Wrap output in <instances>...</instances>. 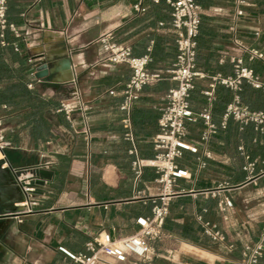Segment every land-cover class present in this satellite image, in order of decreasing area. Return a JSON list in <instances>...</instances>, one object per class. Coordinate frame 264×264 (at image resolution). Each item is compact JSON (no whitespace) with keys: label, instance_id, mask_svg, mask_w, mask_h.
Wrapping results in <instances>:
<instances>
[{"label":"crops","instance_id":"crops-1","mask_svg":"<svg viewBox=\"0 0 264 264\" xmlns=\"http://www.w3.org/2000/svg\"><path fill=\"white\" fill-rule=\"evenodd\" d=\"M194 1L201 17L196 62L205 79L195 82L191 110L198 115L209 109L213 123L220 126L235 92L216 86L212 103L204 92L210 89L212 78L234 75L231 58L236 42L263 55L252 59L246 53L243 59L264 84V0H250L242 17L236 14L234 0ZM8 3L10 23L28 34V47L23 39L24 56L33 60L28 67L32 76L28 90H33L31 80H37L43 95L58 104L80 99L90 112L86 119L77 112L71 121L59 113L60 120L52 124L45 140L31 130H21L18 118L4 123L5 136H17L18 142L5 150L4 163L31 173L35 193L27 197L17 176L5 167L18 190L7 193L17 203L3 213L7 217L0 218V264H70L60 248L85 254L86 244L99 234H110L113 239L130 237L139 231L137 219L151 216L152 206L145 202L161 194L158 174L144 168L137 176L133 162L153 159L159 153L154 141L160 134L165 98L177 85L164 80L147 86L130 110L123 111L122 92L131 70L125 65L100 64L96 41L112 33L117 43L132 47L135 56L149 54L151 71L168 70L177 56L172 10L164 1L155 4L152 0ZM138 4L143 11L135 10ZM5 45L0 30V47ZM66 61L71 64L68 70L63 69ZM5 62L11 64L8 57ZM43 64L53 73L38 80L35 73ZM67 73L71 75L65 79ZM111 90L116 94L110 95ZM225 90L230 93L227 98ZM254 91L249 101L255 103L258 98L254 110L264 112V91ZM43 121L48 123L45 116ZM85 121L92 133L90 142L82 132ZM187 127L198 153L187 151L177 160L188 176L174 185L176 194L170 199L162 240L150 243L156 254L153 264H242L245 248L256 244L264 228V156L251 158L245 141L235 136L214 135L208 143H201V119ZM208 152L211 159L206 157ZM251 162L254 170H246ZM213 190H219L217 196L210 193ZM225 199L233 207L223 213L219 203ZM31 202L37 205L27 213L26 203ZM207 224L225 240L216 242L207 235ZM258 264H264V255Z\"/></svg>","mask_w":264,"mask_h":264},{"label":"built area","instance_id":"built-area-1","mask_svg":"<svg viewBox=\"0 0 264 264\" xmlns=\"http://www.w3.org/2000/svg\"><path fill=\"white\" fill-rule=\"evenodd\" d=\"M155 4L164 1L172 10V27L176 33L177 56L174 64L168 70L162 72L151 71L148 66L152 59L149 54L138 57L133 53L130 46L119 44L115 41L112 33H107L98 38L96 43L100 46V64L125 65L131 70V77L126 84L122 96L124 102L121 106L123 111H129L133 102L139 99L140 93L145 86L153 85L164 76H170L176 82V87L171 89L166 95V106L162 110L159 121L160 134L155 138V149L159 152L153 159L137 158L133 162V170L137 176L142 174L144 168H152L158 174L156 182L161 186V194L158 198H152V215L148 218L140 217L137 219L139 231L126 238L113 239L110 234H99L86 244L85 254H73L65 248L59 250L70 260V264H153L155 251L151 246L152 241H160L163 238V227L165 219L169 213L170 199L176 194L174 185L178 179L186 178L187 172L180 169L177 160L184 152L198 153V148L188 138L189 122H196L198 119L203 121L204 129L200 134L199 141L203 144L209 142L210 138L218 134L219 128L225 130L229 119H233L241 127L254 125L255 130L264 134V112L253 111L245 106L238 96V92L244 82L255 89L264 91V84L252 69L244 65V54H250L251 58H263L258 51L249 49L241 42L235 43V55L231 62L234 66V75L230 77L216 76L212 78L210 89L204 92L209 103L215 100V88L218 85L235 92L234 100L228 104L223 115L220 127L212 122V115L209 109L203 110L200 114H195L191 110L190 99L195 82L197 79H205V75L198 71L197 57V38L200 33L201 17L200 8L194 0H152ZM236 14L244 16V9L251 6L250 0H234ZM6 0H0V28L5 30L7 27L18 39H24L28 34H23L15 25H8L6 19ZM135 10L143 11L140 4L135 6ZM26 46L28 43L25 40ZM30 62H33L31 60ZM29 88H33L30 84ZM110 95L116 92L111 90ZM79 112L84 119L88 118L90 107L80 99L76 103L61 102L58 113L63 114L66 120L71 121L72 116ZM125 126L130 127L129 120L125 121ZM87 142L92 139L90 126L85 121L82 130ZM130 138V135H127ZM6 140L3 123L0 121V161L3 168L7 167L17 176L23 192L28 197L35 193L34 176L25 171L8 166L4 163L5 150L10 147ZM243 151V148H240ZM134 154V150L130 151ZM206 157L211 159L212 154L206 153ZM247 159L249 157L247 156ZM255 163L251 162L245 168L253 171ZM217 196L219 190L210 192ZM36 202L26 203L27 213L33 212ZM233 207L229 199L219 203V209L225 213ZM7 217V216H4ZM3 218V217H2ZM216 242H223V235L208 224L205 230ZM264 255V228L259 240L253 246H247L243 252L242 264H258Z\"/></svg>","mask_w":264,"mask_h":264},{"label":"trees","instance_id":"trees-1","mask_svg":"<svg viewBox=\"0 0 264 264\" xmlns=\"http://www.w3.org/2000/svg\"><path fill=\"white\" fill-rule=\"evenodd\" d=\"M6 7V19L8 25H10L11 23L8 19V0H6ZM0 30L6 42L4 48L0 47V121H2L4 126V123L9 122L11 118H18L20 119L21 130H31V133L33 135L35 134L38 139L45 140V138H47L51 133L52 124L57 123L60 120V114L58 113L60 104H58V102L53 100L51 97L45 96L42 92H40V88L37 86V80H31L33 90H28L27 84L30 79H32V76H29L31 71H28V67L31 65L29 63H32L30 62L32 59L24 56V41L23 39H15L12 37L9 27L5 30L0 28ZM7 57L11 61L10 65L5 62ZM164 80H171V78L170 76H164L161 81ZM254 90L261 89H255L251 85L244 82L237 94L245 106L249 107L253 111H258L254 109L257 107L259 99L257 98V100L254 101L255 103H251L249 101V99L254 95ZM229 94L230 93L225 90L226 98L229 97ZM227 106L228 105H226V107ZM44 116L47 118L48 123L43 121ZM219 134H223L227 137L235 136V138L245 141V144L250 149L248 150L251 158L260 159L264 156V135L257 132L252 124L245 126L241 130L238 123H236L233 119H229L225 130L219 128L217 135ZM5 137L11 144L10 146L18 143L17 136L7 134ZM252 140H255L253 143L254 146H251ZM145 204H150L153 208L151 199L146 200Z\"/></svg>","mask_w":264,"mask_h":264},{"label":"water","instance_id":"water-1","mask_svg":"<svg viewBox=\"0 0 264 264\" xmlns=\"http://www.w3.org/2000/svg\"><path fill=\"white\" fill-rule=\"evenodd\" d=\"M71 67L69 61L64 62L63 69L68 70ZM58 69H56V72ZM53 72L51 71L48 64H43L40 66L35 73V78L38 80H43L48 78ZM12 190H18L17 186H15L14 180L10 175L7 168H3V162L0 161V218L4 217L3 213H7L10 209L14 208L15 203L17 201L10 200L7 193Z\"/></svg>","mask_w":264,"mask_h":264},{"label":"bare ground","instance_id":"bare-ground-1","mask_svg":"<svg viewBox=\"0 0 264 264\" xmlns=\"http://www.w3.org/2000/svg\"><path fill=\"white\" fill-rule=\"evenodd\" d=\"M71 74L70 73H67L66 75H65V79L67 78V77H69ZM2 156H1V154H0V158H1Z\"/></svg>","mask_w":264,"mask_h":264}]
</instances>
